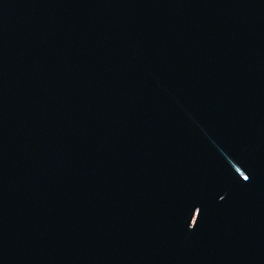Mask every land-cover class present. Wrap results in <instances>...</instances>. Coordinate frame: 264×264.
Masks as SVG:
<instances>
[{
    "label": "water",
    "instance_id": "1",
    "mask_svg": "<svg viewBox=\"0 0 264 264\" xmlns=\"http://www.w3.org/2000/svg\"><path fill=\"white\" fill-rule=\"evenodd\" d=\"M0 264H264V0H0Z\"/></svg>",
    "mask_w": 264,
    "mask_h": 264
}]
</instances>
